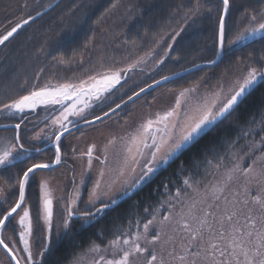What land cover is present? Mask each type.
Returning <instances> with one entry per match:
<instances>
[{"label":"snow or ice","instance_id":"snow-or-ice-1","mask_svg":"<svg viewBox=\"0 0 264 264\" xmlns=\"http://www.w3.org/2000/svg\"><path fill=\"white\" fill-rule=\"evenodd\" d=\"M35 2V14L19 16L14 26L0 34V46L15 37L26 25L42 18L52 7L51 3L42 4L41 0ZM261 3L264 4V0ZM116 6L115 3L112 5L113 8ZM24 7H28L27 3ZM231 7L232 0H222L215 48L211 50L214 58L207 61L209 66L218 64L225 57L226 39L229 49L236 46L237 50H242L257 39L264 41V7L251 13L243 10L241 14L247 16V21L235 31L228 27ZM200 8L197 0L189 9L191 15L185 14V23L199 14ZM183 31V27L175 31V36L171 37L172 43L153 61L155 66L169 59L175 37ZM154 52L153 49L126 66H102L90 72L86 78L41 83L43 69H40L31 85L25 79L22 91L0 102V120L17 121L0 123V128L13 131L11 137H0V169L11 170L24 165L16 175L17 196L14 203L9 202L5 189L0 187V248L9 257L10 264H55L50 258L55 255L59 243L66 239L69 242L74 240L73 228L77 223L81 229H86L109 210H114L120 199L131 195L134 189L150 181L171 160L231 119L257 86H264V66L257 68L249 65L244 74L227 87L220 82L211 91L201 92V83L196 81L189 87L175 91L169 89L174 102L168 108L149 112L135 126L109 137L103 145L102 155L94 157L95 144L81 153L87 157L89 171L94 158L107 166L110 152L117 166L111 170H99L83 210L79 207L80 188L85 183L83 174L79 186L74 180L73 193L64 204L61 220L55 224L53 192L49 180L42 178L39 188L43 210L42 217L37 213V221L43 219L44 237L39 251L34 254L31 243L32 210L26 203V190L30 183L45 170L62 164V138L66 139V134L71 135L81 122L88 125L103 123L106 117L123 107L116 102L115 107L109 105L110 110L103 109L115 95L113 89L120 91L117 85L123 87L122 81L128 79L127 73L146 64L153 58ZM53 59L57 57L53 55ZM58 63H66L63 56L59 57ZM195 67L200 68L201 65ZM180 75H164L147 88L140 87L134 95H128L123 103L134 101L157 85L174 82V78ZM41 106L47 110L44 120L48 131L41 128L39 132L28 135L23 132L22 125L28 119V114ZM241 139L245 140L243 146L238 144ZM48 148L54 151L51 161L41 158ZM245 160L248 162L245 163ZM204 163L205 172L213 179L204 184L203 190L200 187L202 181L187 176L183 180L185 191L177 188L174 196L169 194L167 202L171 207L167 215L157 221L160 208L150 213L145 208L144 212L151 216L147 222L141 224L140 219L129 220L128 226L116 229L104 246L92 241L86 251L74 254L71 264H141L142 259L143 264H264V110L258 118L253 116L248 121L238 137L226 141L223 153H215ZM235 185H240L243 194ZM165 190L168 191L166 186ZM173 208L176 209V217L171 211ZM154 224L157 230L149 236V228ZM6 225L16 233V239L5 238ZM168 228L171 233H181L183 236L179 254L176 252V237L169 233ZM100 235L103 236V233ZM17 243H21L22 248H18ZM157 243L161 245L159 251L155 247ZM166 250L167 256L164 255Z\"/></svg>","mask_w":264,"mask_h":264},{"label":"trees","instance_id":"trees-1","mask_svg":"<svg viewBox=\"0 0 264 264\" xmlns=\"http://www.w3.org/2000/svg\"><path fill=\"white\" fill-rule=\"evenodd\" d=\"M122 1L118 0V3L117 0L56 1L47 15L32 23L13 39L6 42L5 45L0 46V99H8L23 90L22 85L25 78L21 73L30 72V67L34 75L27 77L28 79L26 80L29 85L32 84L34 76L40 69H43L41 80H45L47 77V80L52 78L53 82L59 81L56 77L58 71H50V65L54 61L58 62L60 56L64 57L66 65L71 60L74 61L76 59L77 61L82 58L92 43L97 29L96 26L103 21L107 13L114 9L112 7L114 3L119 4ZM141 2L143 3L141 5L143 10L141 9L142 12L137 17V21L126 34L128 44L150 49L159 41L164 51L166 46L171 43V37L175 36V31H178L181 27L184 28V31L175 37V43L172 46L173 51L169 53V59H166L164 64L159 65L157 79L164 75L183 71L199 63H205L209 59L214 58L211 50L215 48L214 41L218 13L222 8L221 0H198L201 5L200 13L193 19L188 20L187 23H185L184 16L186 13L191 15L189 9L197 3V0H141ZM11 7L9 2L3 4L0 19H2L4 24V15L9 18V14L5 13V11L10 10ZM261 7H264L261 0H232L231 16L228 21L229 29L232 31L238 30L241 27V22L246 23L247 16L241 14L243 10L247 9L251 13L253 10L259 11ZM80 10L83 12L81 14V22L80 25H75L72 21H78L77 14ZM61 19L68 21L65 24L66 29L63 30L64 26H61V40L55 45H52V43L47 44L46 40H41L57 29ZM69 20L74 26H69ZM38 41H42L43 46L49 48L51 52L46 56L48 58L45 61L41 58H35L36 48L40 43ZM77 44L80 46L76 47ZM27 47L29 49L26 51ZM233 47L229 49L228 45H225L226 55L217 66L201 69L175 80L169 86H177V88L189 87L194 82H201L205 79L206 83L203 84L204 86L215 87L220 85V82L226 76L232 75L239 65L244 67L252 65L257 68L264 66V41L257 39L252 44L243 47L242 50H237L236 46ZM53 55L57 59H53ZM30 56L32 58L29 60ZM33 58L36 61L38 60L39 63L33 64L35 62ZM119 88L121 86L117 85V89ZM134 93V91H130L124 95L114 97L111 107H115L116 102L123 103V101L128 99V95H133ZM262 110H264V86H257L255 91L246 98L244 105L240 107L239 111L231 119L224 121L215 131L209 132L194 146L182 152L161 169L154 176V180L151 183L144 185L143 189L118 204L114 210L108 211L104 220L98 221L92 226L91 229L94 228L93 230L87 232L88 229H85L83 237L77 235V237L74 236L72 242L66 239L59 243L55 255L50 260H54L55 264H69L73 259V255L86 251L92 241L101 242V237H111L121 225L128 224L131 219L135 221V216H144L146 214L144 212L145 208H148L150 212V210L153 211L155 208L161 207L163 203L168 201L166 200L167 196L173 194L177 188H180L183 185V180L189 175H194L196 168L204 164L206 157H213L217 152L223 153L226 149V141L234 140L238 137L241 129L247 125L248 121L253 116L258 118ZM7 130L12 131L10 128ZM240 143L239 140L238 144ZM52 153L53 151L50 150L48 154L43 155L41 158L51 161ZM22 167H24L23 164L18 168L5 170L0 175L1 181H6L5 187L10 191L8 200L11 203L15 202L17 196L15 179ZM165 186L168 191L165 190ZM26 203L31 207L32 215L36 217L34 222L35 235L37 238H41L43 230L40 227V220L37 221V213L40 211L37 185L30 183L29 188L26 190ZM108 216H110V220H108ZM6 229L5 235L16 239L15 234L13 235L12 233V228L7 226ZM100 233H103V236ZM41 242L38 239L37 245H42L43 243L41 244Z\"/></svg>","mask_w":264,"mask_h":264},{"label":"rangeland","instance_id":"rangeland-1","mask_svg":"<svg viewBox=\"0 0 264 264\" xmlns=\"http://www.w3.org/2000/svg\"><path fill=\"white\" fill-rule=\"evenodd\" d=\"M56 1L58 0H41V3L42 4L51 3L53 6V4ZM5 2H9V4L12 7L10 10L5 11V13L9 14V18L4 15L5 24L2 23V19H0V34L7 32L12 26H14V24L18 22L19 16L21 15L27 16L29 14L34 15L35 10L37 8V4L35 0H0V15L2 14L1 10ZM25 3H27L28 5L27 8L24 7ZM141 5H143L141 0H123L122 2L117 4V6L111 12L105 15L103 21L96 26L97 29H96L95 36L93 37L92 43L90 47L87 49L85 55L77 61L76 59L74 61L71 60L68 63V65H66L65 63L60 64L54 61L56 63L53 62L52 65H50V71L52 72H54L55 70L58 71V74L56 75V77L58 78L59 81H62L65 79H74V78H86V76L90 72H92L93 70H98L102 66L103 67H108L112 65H115L118 67L126 66L127 64L138 59L139 57L144 56L145 53L154 49L155 52H154L153 58L148 60L146 64H141L136 69H134L132 72L127 73L128 79L122 81V85L123 87H125L124 89L127 90V93H129L130 91H134V92L137 90L139 91L140 87L146 88V86H148L149 84L155 83V80H157L158 78L157 76L159 74L158 72L159 65L155 66L153 61L158 56H161L163 54V48L160 45V42L158 41L150 49L149 48L144 49V48H140L137 46H132L128 44L126 41V34L128 30L137 21V17L139 16V14H141L143 10L142 9L143 7ZM81 14H83V12L80 10L77 14V19L79 22L77 20L72 21L75 25H80ZM39 19H37L36 21H38ZM67 22L68 21H64L63 19H61L60 24L57 27V29L53 30L50 33V35L47 34L48 37L46 38L44 37L41 40H46L47 44H50V43H52V45L57 44V42L61 40L60 38V35L62 34L61 26L62 25L64 26L63 30L66 29L65 24ZM70 22L71 21L69 20V26L70 25L74 26ZM240 24H241L240 26H243L245 23L241 22ZM38 42L40 43L38 44V47L36 48L35 58L36 59L41 58L42 60L45 61L48 58L46 56H48V54H50L51 52L49 48H45L43 46L42 41H38ZM225 45H228L227 42L225 43ZM77 46H80V45L77 44L76 47ZM28 49L29 47H27L26 51ZM41 49H43V52H41ZM26 51L24 52V55ZM31 58L32 56L29 57V60ZM33 60L35 59L33 58ZM37 63H39L38 60L37 61L35 60V62H33V64H37ZM168 64L170 65L169 62ZM247 68L248 67H244L242 65L237 66L232 75L226 76L223 79L222 81L223 85L225 87L229 86L234 80L241 77L244 74V72L247 70ZM141 69H143V71H141ZM29 70L30 72L21 73V75L25 79H28L27 77L34 75L31 67L29 68ZM204 80L205 79H203L200 82L202 86L200 91L201 92L211 91L214 87L204 86L203 84L206 83V81ZM45 81H47V77L45 78V80H41V83ZM170 83L172 82H169L163 86L158 87L157 89L152 91L148 96L146 95L144 97H141L140 99L137 100L135 104L133 105L131 104L126 109H123L120 112H117L110 118L106 119L103 123H98L92 126L85 127L81 129V131L78 134H73L69 139L66 140L68 144L70 145L68 147L67 154H64L63 147H62V161H63L61 164L62 166L58 167L55 170V172L52 174L48 173V171H44L42 175H37L35 177V180L31 182L32 184L37 185V188L39 191V200H40L39 213L41 217H42V210H43V202H42L40 188H39L41 179L42 178L47 179L50 182L49 186L53 192V215L55 219H57L56 223H58L61 220L62 215H63L64 204L67 203L69 197L73 193V181L75 180L76 185L79 186L81 176L83 174L85 183L80 188L81 196H80V202H79V207L81 210H83V208L86 206V203H87L88 192L91 190L93 182L98 178L99 170L101 168H106V170H111L112 168L117 166V162L113 159V156L110 152L107 166L102 165L100 160H97L94 158L92 161V168L89 171L87 170V157L81 155V153L85 152L90 145L95 144L96 150L93 154L94 157L102 155L103 145L107 142L109 137L114 136V135H119L125 132L129 127L135 126L149 112L154 113L157 111H163L164 109L172 105L174 102V99H173V96L169 94L168 90L172 89L173 91H175L179 87L177 88V86H173V87L169 86ZM19 84L21 83L19 82ZM218 86L219 85L215 87H218ZM115 90L116 89H113L114 93L116 92ZM4 100L6 99L2 98L0 99V102ZM104 110H110V108L109 107L108 109L104 108ZM39 111L46 114L47 110L43 106H41L39 107ZM93 111H97V110H93ZM3 121L4 120H0V123H3ZM43 121L44 122H42L41 125L43 124L42 128H45L46 121L44 120V116H43ZM47 130L48 129L45 128V131ZM0 137H4V136H2V134L0 133ZM256 139L259 140V136H257ZM240 142L241 143L239 145L241 146L245 144L244 139H241ZM35 143H39V142H35ZM206 158L211 159L212 157H206ZM225 162L227 163L228 161L226 160ZM244 162L247 163L248 161L245 160ZM4 171L5 169H0V175ZM159 171L155 175H157ZM221 171H223V169H221ZM193 174L194 175H192V177L194 180L202 181L200 185L201 190H203L205 183L213 179L211 175H208L205 172V163L201 167L196 168ZM105 179L107 180L108 176H106ZM152 180H154V177L150 181L142 184V186L147 185V183H151ZM5 186H6V181L4 180L1 181L0 179V187H3L5 189L6 197L9 199L10 191ZM234 187H236V189L238 191H241V194H243L242 188L240 187V185H235ZM179 189H181L182 191H185L184 184ZM186 191L188 193H191L190 189H187ZM171 195L174 196L175 192ZM229 196L231 198V193H229ZM168 199H169V195L167 196L166 200ZM170 207L171 206L167 201L163 203L161 207L160 206L158 207L160 208V213L157 215V221L160 219L161 216L168 214L167 210L170 209ZM178 207L179 205H177V208ZM171 211L173 213V216L176 217V209L173 208L171 209ZM150 212H152V210H150ZM32 218H33V227H35L34 222H35L36 217L32 215ZM135 218L140 219L141 224H143L147 222V220L150 219L151 216L148 213H146L144 216L139 215V217L135 216ZM40 222H41L40 227L43 230V234L41 238L40 237L37 238L36 236H33L34 235V232H33V235L31 237V243L33 244V248H38L41 246V245L40 246L37 245L38 239L42 241L41 244L43 243L44 224H43L42 218L40 219ZM121 226L126 228L128 224H123ZM16 227L18 228V225ZM77 228L78 229L80 228L79 224H77L73 228L74 234H75V231H77L76 230ZM156 230H157V225L156 224L151 225L149 228L148 235L151 236L153 232H155ZM167 230L169 231L170 234L175 235L176 252L179 254L181 251L180 243L183 240V236L181 233H171L170 228H168ZM14 236H16V234ZM81 236L83 237V233L81 234ZM5 238L7 239L8 237L5 235ZM110 238H112V236L111 237L103 236L101 237L102 241L98 242V244H100L101 246H104L107 240ZM20 246L22 247L21 243H20ZM155 247L159 251L161 245L157 243ZM168 247H171V246L169 245ZM1 249L2 248H0V264H10L8 257L3 251H1ZM164 255L167 256V250L165 251ZM69 264H71V262ZM141 264H143V259L141 260Z\"/></svg>","mask_w":264,"mask_h":264},{"label":"flooded vegetation","instance_id":"flooded-vegetation-1","mask_svg":"<svg viewBox=\"0 0 264 264\" xmlns=\"http://www.w3.org/2000/svg\"><path fill=\"white\" fill-rule=\"evenodd\" d=\"M53 7V6H52ZM52 7L50 8V9H52ZM51 10H49L48 12H46L45 13V15H47L49 12H50ZM44 15V16H45ZM43 16V17H44ZM34 23V22H33ZM31 25V24H30ZM29 25V26H30ZM28 27V26H27ZM26 27V28H27ZM25 28V29H26ZM24 30V29H23ZM22 30V31H23ZM22 31H20V32H22ZM19 32V33H20ZM18 33V34H19ZM147 87V86H146ZM125 87H122V88H120V91H117L116 90V92H115V95L112 97V99L111 100H109V101H107V103L104 105V108H107V107H109V105L111 106L112 105V103L114 102L113 100H114V97H116V96H118V95H124L126 92H127V90H125L124 89ZM149 93H151V92H149ZM149 93H147V94H145L144 96H148L149 95ZM117 94V95H116ZM144 96H142V97H144ZM103 108V109H104ZM126 109V108H125ZM43 116H45V114L44 113H42V112H40L39 111V108H38V110L34 113H29L28 114V119L27 120H25V122H24V124L22 125V130H23V132H25V133H27L28 135H31V134H33L34 132H39L40 131V129L42 128V126H43V124L41 125V123L42 122H44L43 121ZM15 122H17L15 119H13V120H7V121H3V123H15ZM38 124V125H37ZM37 125V126H36ZM41 125V126H40ZM40 126V127H39ZM0 129H2L1 131H0V133L2 134V136H7V137H11L12 135H13V131H10V130H5V129H3V128H0ZM48 131V130H47ZM81 131V129L80 130H77V131H75V132H72L71 133V135H66V139L65 138H62V143H63V145H62V147H63V152H64V154H67L68 153V147H69V145L70 144H68V142L66 141L67 139H69L73 134H78L79 132ZM66 141V142H65ZM33 143H35V142H33ZM28 146V145H27ZM50 150H52L51 148H48L47 149V151L45 152V154H48L49 153V151ZM53 151V150H52ZM44 154V155H45ZM53 156H54V151H53V153H52V159H53ZM61 159H62V154H61ZM60 166H62L61 164L60 165H56L55 166V169H53V170H48V173H54L55 172V170L58 168V167H60ZM144 186H142V184L140 185V187H138V189L132 194V195H134L137 191H139L140 189H142ZM131 195V196H132ZM130 196V197H131ZM129 198V197H128ZM126 200V199H125ZM124 201V200H123ZM122 201V202H123ZM121 203V202H120ZM119 203V204H120ZM117 206V205H116ZM115 206V207H116ZM110 211V210H109ZM107 216L106 215H104V216H101L97 221H95L94 222V224L93 225H90V226H88L86 229H88L87 230V232L89 231V230H93V229H91L92 228V226H94L98 221H102V220H104L105 218H106ZM53 220H54V224L56 223V220L57 219H55V217H54V215H53ZM108 220H110V216H108ZM77 224H79V223H77ZM76 224V225H77ZM6 227H7V225H6ZM95 228H97V226H95ZM77 231H75V234H74V236L75 237H77V235L79 236V235H81L82 233H83V231L85 230V229H81V228H77L76 229ZM33 232H34V235L33 236H36L35 235V227H33ZM12 233H13V235L14 234H16L13 230H12ZM84 234V233H83ZM15 238H16V236H15ZM17 247L18 248H22L21 246H20V243H17ZM39 248L40 247H38V248H33V251H34V254L36 253V252H38L39 251ZM1 251H3L2 249H1ZM4 252V251H3ZM58 252V251H57ZM5 253V252H4ZM6 254V253H5ZM21 255H23V253H21ZM6 256H7V254H6ZM8 257V256H7ZM52 258V257H51ZM8 259H9V257H8ZM52 260V259H51Z\"/></svg>","mask_w":264,"mask_h":264},{"label":"water","instance_id":"water-1","mask_svg":"<svg viewBox=\"0 0 264 264\" xmlns=\"http://www.w3.org/2000/svg\"><path fill=\"white\" fill-rule=\"evenodd\" d=\"M49 10H50V8L47 10V12H48ZM37 19H39V18H37ZM33 22H35V21H33ZM33 22H32V23H33ZM32 23H31V24H32ZM27 26H29V25H26L25 28H26ZM25 28H23V29H25ZM23 29H21L20 31H22ZM20 31H19V32H20ZM19 32H18V33H19ZM18 33H17V34H18ZM17 34H16V35H17ZM219 63H220V62H218V64H219ZM218 64L209 66V65L207 64V62H205V63H200V64H199V65H201L200 68H196L195 66H192V67H190V68H188V69H185V70H183V71L177 72V73H181V75H180L179 77H175V78H174V81H175V80H178V79H180V78H182V77L188 76V75H190V74H192V73H195V72H197V71H199V70H201V69H204V68H213V67L217 66ZM167 83H169V82H166L165 84H167ZM153 84H154V83H153ZM147 87H148V86H147ZM147 87H146V88H147ZM158 87H160V85H157L155 88L148 89V92H146V93H142L141 96H140V97H136V99H135L134 101H128L126 104L121 103V104L123 105V107L120 108V109H117L116 112L111 113V116H113V115L116 114L117 112H120L121 110L125 109L126 107H128L129 105H131V104H133L135 101H137L139 98H141V97L144 96L145 94H147V93H149V92H151V91L157 89ZM37 110H38V108H37ZM37 110H36V111H37ZM36 111H35V112H36ZM111 116H110V117H111ZM110 117H106L105 120L108 119V118H110ZM105 120H104V121H105ZM98 123H101V122H97L96 124H98ZM94 125H95V124H94ZM88 126H92V125H88V124L81 123V124H80V127H79V128H74V129L72 130V132H75V131H77V130L83 129V128L88 127ZM66 135H67V134H66ZM171 161H172V160H171ZM171 161H170V162H171ZM53 169H55V166H54V168H52V169H48V170H53ZM48 170H45V171H48ZM139 187H140V186H139ZM137 189H138V188L134 189V190L131 192V195H132ZM131 195L124 196L122 199L119 200L118 204H119L120 202H122L123 200L127 199L128 197H130ZM118 204H117V205H118ZM2 250H3V248H2ZM3 251H4V250H3ZM4 252H5V251H4Z\"/></svg>","mask_w":264,"mask_h":264},{"label":"crops","instance_id":"crops-1","mask_svg":"<svg viewBox=\"0 0 264 264\" xmlns=\"http://www.w3.org/2000/svg\"><path fill=\"white\" fill-rule=\"evenodd\" d=\"M33 113V112H32ZM35 113V112H34Z\"/></svg>","mask_w":264,"mask_h":264}]
</instances>
